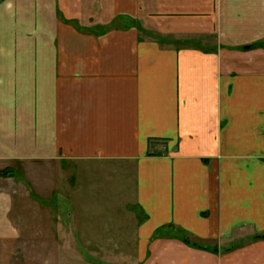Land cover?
I'll return each mask as SVG.
<instances>
[{
    "label": "crops",
    "instance_id": "obj_1",
    "mask_svg": "<svg viewBox=\"0 0 264 264\" xmlns=\"http://www.w3.org/2000/svg\"><path fill=\"white\" fill-rule=\"evenodd\" d=\"M262 41L264 0H0V171L17 174L0 177V264L116 254L89 241L118 236L113 216L36 212L123 166L127 264H264V48L245 49ZM12 179L35 214L13 215Z\"/></svg>",
    "mask_w": 264,
    "mask_h": 264
},
{
    "label": "rangeland",
    "instance_id": "obj_2",
    "mask_svg": "<svg viewBox=\"0 0 264 264\" xmlns=\"http://www.w3.org/2000/svg\"><path fill=\"white\" fill-rule=\"evenodd\" d=\"M169 41V42H168ZM172 43L171 40L165 39L162 41V44ZM122 173H121V179L115 176V174H112L111 178H106L105 176H92L91 174L87 176L84 183V190L80 191V198L81 200L77 201L80 205L78 206H71L69 208V204L65 201L63 198L56 196L46 202L50 208L44 206L42 208H38V211L36 213L38 214H50L52 215H58L61 214V212H57V208L60 209L62 207L63 209H69V213H76V214H84V215H102V217L111 215L113 218H116L118 220L117 226L119 229L118 236L115 238H106L104 233L101 231H93L94 233H97V235L101 236V239H90V242H96L101 241L103 244H106L105 246H116L117 250L114 255H111L106 248H102L101 251L102 254H95V255H78L74 254L70 257L72 264H78V263H101L102 264H111L110 262L114 261L112 264H127V262L130 261L127 254H117V253H127L134 251L135 243H134V230L136 227V222L134 216L140 217V213L137 210V208L134 205L133 202V195H134V172L131 168L127 166L122 167ZM67 179V178H66ZM67 180H65L62 184V180H59L58 184L60 185V193H63L65 189H63L64 183ZM72 182L78 183V176L74 175L72 178ZM71 182V183H72ZM73 183V184H74ZM9 186L15 190L14 192V208H13V215L18 219L20 216H31L32 214H35V206L32 202V197L30 196L29 191V185H26L20 181H17L15 179H12L8 182ZM67 185V182L65 183ZM65 187V186H64ZM73 187V185H72ZM99 188V189H98ZM119 189V191H118ZM13 190V191H14ZM84 191L86 192V195L83 197ZM77 192V191H76ZM76 192L69 193L72 196V199L74 200L78 197V194ZM116 192H117V198H116ZM60 196V195H59ZM69 198V196L67 197ZM116 199V203H114L112 206H107L106 204L103 207H97V205H93L94 201L98 200V202L102 201L104 203H113V201ZM89 200H91L89 202ZM94 200V201H92ZM41 202V201H40ZM55 209V210H54ZM76 210V212H75ZM67 213V210H65ZM98 225V224H93ZM72 229V228H71ZM173 230V229H171ZM177 230V227L176 229ZM92 234L93 236H97L95 234ZM191 238V237H190ZM78 241V240H77ZM93 245V244H92ZM110 249V248H109ZM113 258V259H111ZM115 259H118L115 261Z\"/></svg>",
    "mask_w": 264,
    "mask_h": 264
},
{
    "label": "trees",
    "instance_id": "obj_3",
    "mask_svg": "<svg viewBox=\"0 0 264 264\" xmlns=\"http://www.w3.org/2000/svg\"><path fill=\"white\" fill-rule=\"evenodd\" d=\"M71 24H73V26L80 30V31H84V29H82L76 22H70ZM113 27H115V24H111L109 26H106L103 28V31L104 32H107L109 30H111ZM160 42H162V38L159 39ZM255 48V47H263L264 48V41L258 43V44H255L254 46H249V47H246L245 49H251V48ZM158 140H150L149 144H150V148L151 146L156 143ZM149 155H158V153L156 152H152V150L150 149L149 150ZM17 176L16 172H15V169L14 168H7L3 171H0V177H3V178H8V177H15ZM168 229H173V235L176 237V238H179L180 240H182L184 243H186L187 245H190V246H194V247H198V248H204V246L200 245V244H197L195 242H193L188 236H187V233L180 229V228H177V230H174L176 229L175 226H169L167 227ZM255 240H264V234H260V235H257L255 238ZM215 251V249H213Z\"/></svg>",
    "mask_w": 264,
    "mask_h": 264
}]
</instances>
